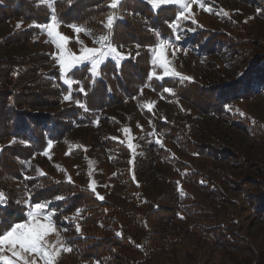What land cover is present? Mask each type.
Segmentation results:
<instances>
[{"label": "rangeland", "instance_id": "374dc122", "mask_svg": "<svg viewBox=\"0 0 264 264\" xmlns=\"http://www.w3.org/2000/svg\"><path fill=\"white\" fill-rule=\"evenodd\" d=\"M186 2L190 8L185 14L191 19L178 21V27L173 29L174 37L167 39L165 55L170 61L169 67L191 78L188 81L202 85L234 82L247 66L248 62L241 64L238 59L244 52L264 54V17L260 16L264 0ZM44 4L52 10L53 3ZM174 6L177 15L183 11L181 5ZM43 25L25 38V31H33L30 21L12 17L0 22V58L44 54L46 59L41 62L45 70H55L60 75L56 62L58 50ZM206 29L224 32L248 43L245 48L230 43L221 49L205 51L207 48L201 47V41L194 39V35ZM58 31L70 38L66 48L74 54L78 55L81 47L101 46L85 31L74 33L68 24L60 23ZM77 35L82 44L77 42ZM206 35L203 37H208ZM131 47L133 54L142 50L130 44L117 48L128 57ZM149 49L152 61L153 53ZM107 60L115 62L111 58ZM153 70L152 65L150 72ZM155 71L158 76L163 74L158 66ZM71 72L67 78H72ZM145 87L148 90L128 99L139 102V108L126 100V105L122 102L102 109L93 124L76 125L62 139L52 141L51 147L47 145L42 152L24 161L23 173L29 177L51 175L89 190L96 198L98 193L104 198H97L99 201L111 203L106 208L105 221L85 227L79 225V232L76 221L74 225L64 226L53 223V229L45 237V248L49 252L61 249L54 264H103L81 256L66 238H100L106 236L107 231L114 235L125 233L138 247L136 251L121 249L133 264H264V211L256 213L245 201L244 192L234 190L232 183L226 180L240 177L250 183H254L253 179L264 180V89L250 99L230 101L221 113L207 114L180 97L166 98L170 93L163 89L156 92L151 86ZM63 103L70 104L72 100ZM130 103L133 106L130 107ZM142 111L180 129L178 138L210 144L212 151H218L212 153L214 156L187 153L174 140L152 130L144 121ZM122 129L130 131L125 134ZM129 140L136 145L134 149L127 147ZM11 142L8 138L0 139V150ZM45 151L48 155H44ZM179 161L185 165L179 166ZM256 183L255 189L250 187L249 191L261 190L262 185ZM90 184L94 185L95 193ZM27 202V210L29 205H35ZM169 213L172 215L167 216ZM75 215L78 216L76 212L72 214ZM37 219L43 224L49 222L44 215ZM229 234L240 236L241 242L237 246L227 240L216 242ZM65 248L71 250L65 251ZM0 254L12 258L16 264H32L33 260L35 264H44V259L36 253H25L23 259L12 257L7 246Z\"/></svg>", "mask_w": 264, "mask_h": 264}, {"label": "trees", "instance_id": "16d2710c", "mask_svg": "<svg viewBox=\"0 0 264 264\" xmlns=\"http://www.w3.org/2000/svg\"><path fill=\"white\" fill-rule=\"evenodd\" d=\"M110 2L111 0H71L69 3V0H53L52 8L54 7L60 23L82 26L91 33L88 36L93 39L100 35H110L111 43L120 48L127 44L142 48L133 54L134 48L131 47L132 50L128 52L130 58L124 59L119 66L112 60H107L100 66V77L95 79V83L92 82L88 65L72 70V78L79 82L73 84L72 103H63L68 88L55 70H45L41 62L46 59L44 54L0 58V139L8 138L13 141L15 138L16 141L4 144L0 150V191L6 194L8 200L7 209L0 211L5 216L22 218V214L27 211L25 202L29 201L31 204L48 203L47 210L54 211L52 220L56 225H74L76 221L85 227L105 221L106 208L111 206L110 202L99 201L89 190L57 180L51 175L27 179L29 176L23 173L24 161L42 152L49 139L58 141L76 125L93 124L100 110L135 97L143 86L149 85L156 92L171 89L173 94L165 95L166 98L180 97L207 114L221 113L230 101L250 99L264 89V54L252 55L247 52L238 58L239 63H248L242 76L234 82L202 85L197 81L164 79L159 82L155 78L149 79L152 69L149 48L154 47L161 38L174 37L169 23L176 20V6L171 4L153 10L145 0H123L117 9H111L108 7ZM51 11L39 0H0V22L12 17L30 21L33 31H25V38L48 22ZM109 14L122 17L114 20L111 30L105 27ZM260 16L264 17V9ZM204 35L208 37L204 38ZM194 39L201 41V47L207 48L205 51L221 49L230 43H236L238 48H245L248 43L247 40L239 41L224 32L208 29L197 31ZM205 41L206 44L203 45ZM80 86L84 87L87 95L79 92ZM75 100L85 104L86 109L77 106ZM142 113L149 119L157 134L174 140L187 153L210 155L218 151H212L214 148L210 144H196L192 139L182 140L177 137L180 129L158 120L150 112ZM253 127L261 132L260 128ZM22 142H26L27 146ZM205 150L207 153H204ZM179 162V166L185 165ZM245 177L249 178V175ZM226 180L232 183L230 184L234 190L238 188L244 192L245 201L256 213L261 209L264 211L263 179H253L254 183L241 177L238 180ZM255 183L262 185L261 190L249 191L250 187L255 189ZM57 196L63 199L57 200ZM171 198L176 199L174 196ZM77 209H80L79 213ZM116 211L119 209L116 208ZM158 211L156 213L160 212ZM75 212L78 216H72ZM170 215L172 214L167 216ZM107 232L106 236L100 238L71 236L66 241L81 256L93 258L103 264H133L121 249L136 251L138 247L125 233L117 236L112 231ZM225 240L235 246L241 242L240 236L235 235L222 236L216 242Z\"/></svg>", "mask_w": 264, "mask_h": 264}, {"label": "snow or ice", "instance_id": "6c2138e0", "mask_svg": "<svg viewBox=\"0 0 264 264\" xmlns=\"http://www.w3.org/2000/svg\"><path fill=\"white\" fill-rule=\"evenodd\" d=\"M40 2L47 3L50 6L53 3V0H40ZM123 0H111V3L108 5L111 9H117L119 4L122 3ZM146 3L150 4L153 10H158L161 6L166 5H181L183 11H179L176 17V23H169L170 28H177L178 21L180 20H189L191 19L190 15H186L185 12L190 8L189 3L186 0H145ZM71 3V0H69ZM209 11L211 9H208ZM226 14V13H225ZM122 19V17L115 16L113 14H109L107 17L106 28L109 30L112 29L114 20ZM60 21L55 13L54 7L50 13L49 21L43 25L42 27L47 31V35L51 38L52 43L55 45L58 50V55H56V62L59 65V73L62 78L63 84H65L68 88V94L64 95L63 99L65 101L72 100V90L73 84L79 83L78 81H74L72 78H67V75L74 69L79 68L84 65L89 66V73L92 76V82L95 83V79L99 76V67L108 59H113L117 66H119V62L123 59L130 58L123 55L116 46L111 43L112 37L110 35H100L95 38V42L99 43L100 47L90 48V47H81L79 54H74L70 50L66 48V42L70 40L69 37L58 31ZM20 26L18 22L17 27ZM74 31V33L79 34L81 31H85V34L91 35L84 27L77 26L75 24L69 25ZM176 39H179L177 36ZM77 42L83 43L79 41L77 35ZM169 41L165 38H161L159 42L151 47V51L153 53L152 65L154 66V70L149 76V79H164V77H175L181 80L191 79L189 77H183L180 73L174 71L169 67L170 61L166 58L165 48L168 46ZM139 47V45H138ZM138 55V54H137ZM159 67L162 70V75H157L155 71V67ZM79 92L87 95L83 86L79 87ZM164 92L172 93L171 89H164ZM74 103L86 109V105L81 103L80 100H75ZM149 111L151 108L149 107ZM243 114V113H241ZM122 131L127 134L129 129H122ZM154 134V133H150ZM115 139V138H113ZM15 138L12 143H15ZM157 144H160L159 140L155 141ZM26 143V142H22ZM52 141L49 139L47 141L48 147H51ZM27 146V143H26ZM127 147L131 150L136 147V145L131 143L129 140ZM161 147L163 145L161 144ZM44 155H48L45 151ZM131 163V161H129ZM27 179H31L30 177H26ZM134 178V177H133ZM70 179V178H69ZM90 189L95 193V187L93 184L89 185ZM97 198L103 200L102 196H99L97 193ZM57 200L63 199V197L57 196ZM25 203H28L27 201ZM8 207L7 196L3 191H0V210H6ZM48 203H36L34 206L29 205V210L26 213L22 214L21 217H12L11 215L5 216L2 211H0V253H3L5 246H7V250L11 253L12 257H18L20 259L24 258L25 253H36L41 255L44 259V264H54L55 257L59 253L61 249H56V251L49 252L45 248V237L49 233L50 230L53 229L52 217H54V211H48ZM80 212V209H77V213ZM44 215L46 219H48L47 224L40 223L37 217ZM76 231H80L79 224L76 225ZM57 235H59L57 233ZM117 235H121V233H117ZM59 243V241H58ZM65 251H70V248L63 249ZM0 264H16V261L12 258L0 254ZM27 264V262H25ZM32 264H35L33 260Z\"/></svg>", "mask_w": 264, "mask_h": 264}, {"label": "crops", "instance_id": "0c3cea01", "mask_svg": "<svg viewBox=\"0 0 264 264\" xmlns=\"http://www.w3.org/2000/svg\"><path fill=\"white\" fill-rule=\"evenodd\" d=\"M146 90H148V88L144 86V87H141V89L139 90V92H144V91H146ZM133 98H136V96L133 97ZM124 102H125V101H124ZM127 102H132V103L134 104L135 107L137 106V107L139 108V102H135V103H134V102L131 101V100H130V101L128 100ZM127 102H125L124 105H126ZM141 104L144 105V102H141ZM131 106H133V105H131V103H130V107H131ZM140 108H142V107H140ZM142 115H143V113H142ZM143 116H144V115H143ZM143 116H141V119H142ZM142 120H143V119H142ZM144 121H147L148 126L151 125L150 122L148 121V119H147L146 117H145V120H144ZM144 121H142V122L145 123ZM152 130H153V128H152Z\"/></svg>", "mask_w": 264, "mask_h": 264}]
</instances>
